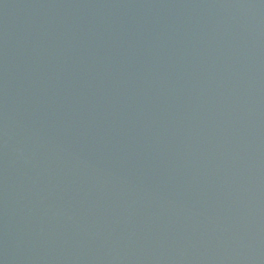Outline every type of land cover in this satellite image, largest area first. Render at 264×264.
<instances>
[{
	"label": "water",
	"instance_id": "water-1",
	"mask_svg": "<svg viewBox=\"0 0 264 264\" xmlns=\"http://www.w3.org/2000/svg\"><path fill=\"white\" fill-rule=\"evenodd\" d=\"M0 264H264V0H0Z\"/></svg>",
	"mask_w": 264,
	"mask_h": 264
}]
</instances>
